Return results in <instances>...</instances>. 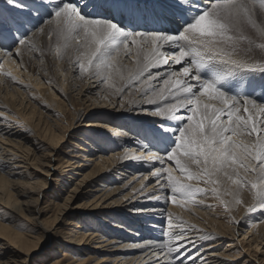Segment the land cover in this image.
<instances>
[{
  "label": "snow or ice",
  "instance_id": "snow-or-ice-1",
  "mask_svg": "<svg viewBox=\"0 0 264 264\" xmlns=\"http://www.w3.org/2000/svg\"><path fill=\"white\" fill-rule=\"evenodd\" d=\"M3 3L0 50L8 55L13 49L16 54L22 48L35 51L37 34L56 37L58 57L75 41L79 72L102 75L101 82L109 87H113V73L121 71L117 59L121 52L125 56L134 53L136 57L137 71L129 77L133 82L145 73L149 81L154 79L148 71L150 67L182 65L178 72L163 78L164 87L157 90L149 86L142 92V97H148L149 92L157 94L156 99L144 102L154 105L151 114L161 118L143 123L136 130L137 151L141 154L131 159L161 164V167L153 164L150 175L156 186L146 198L159 199L156 195L159 190L173 204H195L197 194L207 191L199 186L201 182L213 185L211 191L219 195L217 185L223 174L236 186L227 193L234 195L236 204L242 203L239 191L247 189L252 193L253 204L246 211L264 208V24L255 18L257 6L264 12V0H3ZM245 25L254 30L260 42L245 34ZM81 48L83 52L79 51ZM155 79H162L161 74L156 73ZM125 88H116V94L122 95ZM257 88L261 90L259 97L254 95ZM203 98L217 101L220 106L204 103ZM245 136L256 138L245 143L239 139ZM167 162L174 167H164ZM239 169H243V177ZM147 186L141 183L133 198L136 191L143 193ZM186 227L182 221L170 222L169 228L180 231L170 232L169 239L174 243L165 245L167 253H163V247L160 251L166 258L184 256L195 264L191 253H186L185 241L195 245L186 235ZM151 243L146 242L143 247H151ZM178 264H183V260H178Z\"/></svg>",
  "mask_w": 264,
  "mask_h": 264
},
{
  "label": "bare ground",
  "instance_id": "bare-ground-1",
  "mask_svg": "<svg viewBox=\"0 0 264 264\" xmlns=\"http://www.w3.org/2000/svg\"><path fill=\"white\" fill-rule=\"evenodd\" d=\"M0 2H2L0 8L5 7L3 0H0ZM47 27L48 26L45 25V28ZM46 36L48 35H36L34 40L36 45L35 51L22 48L20 54H16L15 49L12 51L11 55L6 54L4 51L0 52V55L4 52V55H1V61L3 62H1L0 65V88L1 86L4 88L5 94L6 88H9L7 93L10 90L18 92L19 101H23L22 97L24 92L22 86L24 85L20 82V79L24 78L26 83H31L35 86H43L41 81L39 82V78H37V76H39L48 83L47 86H50V81L56 78V73H54L55 70L53 69L55 67L54 62H56L58 64V71H63L61 75L65 79L61 88H59L61 97L63 98L62 103L65 104V106L64 108L57 106V108L61 112V123L65 122L66 126H60L69 130L75 117L77 116L76 120L78 119L80 121L79 118L82 115L76 113V111L72 112V99L74 100L76 97L75 100L80 103L82 102V106H84V101L86 103L91 100L85 96L89 88L84 91L85 85L80 78L79 70H74L72 66L71 68L74 71L70 70V65L73 61L72 52H75V49L78 47L76 42L72 41L70 46L62 50L61 56L58 57L55 53V46L57 44L56 37L53 36L50 41H46ZM168 51L171 52L172 49H168ZM24 54H28L29 57L25 58ZM256 54H258V51ZM13 59L17 60V63H15ZM117 59L121 71L119 74L113 73L114 79L111 83L113 82V85L115 83L116 87L119 85V88H125V85L129 84L131 86L138 84L139 89L132 93L133 97L130 95L132 91L125 93L131 86L125 88L122 94L124 96L117 95L115 92L113 95L119 99V102H116L119 110H121L119 114L114 113V115L101 117L100 115H103V112L95 108L96 110H94V113L97 115L92 118H87L101 119V121L88 122L85 126L88 128L87 131L89 135L86 137H88L90 141L87 142L90 148L92 147L91 142H94L99 146H97L98 148L102 149L103 147H107L109 151H116V153H112V156L110 155L108 158H103L104 154L99 153L100 156L95 157L96 155H94L92 157L95 158L92 160H89V158H87L88 156H85L83 160L84 164L72 162L73 160H70V156L68 155V157L62 150L63 147L61 145L64 142L63 136L59 132L56 133L55 130L52 129V126H46L44 123L41 134H37L34 141H28V138H24L22 126L14 121L6 112H0V183L2 189L8 188L10 190V192L6 194L0 191L1 213H4L9 218L23 220L27 224H30L28 220H32L35 228L38 229L41 225L45 224L49 227V229H45V233L50 240H58V237L67 235V237L65 236V244H63L67 249L61 252L63 260H56L50 264H63V261L64 263H68L67 261H69L68 264H88L92 258L95 259L94 264H154L156 260L159 261V264H177V258H166V256L161 253L160 248L163 247V253H167V247L165 245L174 243V240L169 239V233L180 231L179 228H169V223H179L181 221L187 226L186 235L190 240L195 242V245L192 246L188 245L187 241H185L187 245L186 253H191L192 259L195 260V264H232L239 260L244 254L249 257L248 250L241 247V242L234 243V241H227V245L222 249L226 240H229V236L234 237L233 228L225 226L221 229L216 221L212 222L208 215L206 216V214L196 211L195 208L191 207V211L190 209L189 211L193 215L192 216L189 212V214L186 213V210H183L181 205L173 204L170 200H168L170 204L169 208H166L165 202L167 199L162 191L158 190L156 193V195L160 197L159 199L146 198L147 193L150 192L149 190L153 188V184L148 188L149 190L147 189V191L145 190L143 193L136 191L135 198H133L134 190H139L140 188V186L137 185V180L141 177L139 176L137 178V173L142 169L147 171L150 170L151 172L154 171L153 164H151L154 162H143L145 164L140 165L139 163L141 161L131 159L133 155L141 154L137 151L138 140L134 142L131 138H137L135 134L136 130L141 124L146 122L143 118H139V116H137L136 119L131 118L129 113L136 112L137 115L143 112L151 113L150 111L154 108V105L147 104L144 100L148 98L156 99L157 94L149 92L148 97H142V92L148 89L149 86L157 90L164 87L163 78H167L169 73L178 72L182 65L170 64L154 68L150 67L148 71L152 73L154 79L149 81L147 79V73H145L144 77L133 82L130 81L129 77L133 76L138 68V65L134 62L136 59L134 53L125 56L124 53L121 52L120 57ZM140 61L141 63L144 62L143 56L140 57ZM8 73L15 79L7 75ZM156 73H160L162 79H155ZM72 78H75L76 81H74V79L72 80ZM120 81L121 83L119 84ZM25 87L27 90L31 89L33 95H40V92L38 93L32 85H25ZM90 92L89 90L88 94ZM126 94H129V96ZM45 95L49 96V100H53L50 89H46ZM254 95L259 97L261 95V90L257 88ZM116 97L113 98V101ZM32 100L35 99L32 98ZM132 101H135V103H132ZM202 102H213L212 104L220 106L217 101L208 100L207 98H203ZM157 103H159V100H157ZM93 107L94 106L90 109L84 107L83 112L87 114L89 110H93ZM45 110L47 111L49 108L45 107ZM52 112L53 111H47L46 115L50 117ZM181 112L187 115L183 110H181ZM241 114H243V110ZM70 116L72 117V122H69ZM86 116L91 115L88 114ZM148 119L149 121L154 120L153 117H149ZM257 123L259 127V119ZM172 124L175 126V122H172ZM120 129H125L124 131L126 133L124 131L121 132ZM127 131L132 132L127 134ZM120 135H125V137H120ZM106 136L107 138L109 137L111 142H106L104 139ZM255 138V136H245L239 139L243 140L245 143H250L251 140ZM30 146L33 149H30ZM91 149L94 151L93 148ZM77 150H81V148L78 147ZM120 150H122V152H120ZM35 151L41 154L44 161L48 160L45 162L46 164H43L44 168H41L39 171H36V164L39 158L36 156ZM45 153L47 157L44 156ZM88 153L90 154V152H87V154ZM45 158L47 159L45 160ZM87 162H91L92 164L90 163L87 165ZM127 162L129 165H127ZM170 163L172 162H167L163 166L168 167ZM91 165V170L83 174V176L81 175L82 178L80 181L76 182L70 191L66 192L64 198L58 195H55V197H48L46 193L50 183L56 182L57 191L65 192L63 190L64 183H72V180L74 182L75 179L71 176H80L79 172H84V168H88ZM127 166L131 169L132 167L136 169L135 173L131 174V178L128 179L127 182L124 178L120 181V177H114V173H112L114 169L119 171L120 169L118 168L120 167L121 172L122 169L131 170ZM155 167H161V164L155 162ZM228 171L231 170L229 169ZM239 172L241 177L245 175L243 169H239ZM22 175L24 178H28V181L26 179L24 184L18 182V180H8V177L13 178V176H15L16 178ZM62 175H65V178L71 181H60L58 177L60 178ZM117 176L122 175L118 174ZM222 176L223 174H220L219 179L221 181V187L219 186L220 184L218 187L220 188V193L222 191V197L224 198L223 195L226 196V200L228 204H230L229 207L231 209L236 208L237 210L236 218L233 219L235 225L245 227L244 224L247 221V224H250L248 233H251V235L247 237V240L252 237L250 240L251 244H248V247L254 245L255 248H258L259 244H261L260 242L258 243V240L264 241V234H261V230L264 231V221L261 223L257 221L260 220V216H264V208L256 207L255 210L252 211L251 216L248 215L246 217V214H248L246 208L253 204L252 193L247 189H241L238 198L242 203L236 204L234 202V195L227 194L231 193L236 186L233 188L231 182L224 180ZM134 177L137 178L135 181H133ZM145 177L141 180L144 181ZM131 179L132 183H129ZM29 180L32 181L29 182ZM86 181L88 184L85 186L84 184ZM222 185H225L223 189ZM27 186L30 187V190L19 192L20 188L24 189ZM110 186L112 187L110 188ZM83 196H85V198H91V200L84 204L80 203V207H76V205L75 210L82 209L95 220L101 213V217L96 220L100 222H98L100 224L99 229L88 227L89 230H85L83 228L84 226L82 227L80 223L75 222L79 217L71 213V210L74 209L70 208L69 204ZM20 198H28V201L33 203V205L27 206L25 205L26 203L17 202ZM42 198H46V201L43 203L41 201ZM60 201H62L61 204ZM187 205H189V203H187ZM29 208L33 209L30 210ZM257 212L262 213L255 219V217L252 216ZM29 214L31 215L30 217L27 216ZM244 216L246 217V221H243L245 218ZM240 218H242L241 221L239 220ZM47 220H49V222H47ZM162 225L164 226L162 227ZM68 227H72L73 229L66 234L65 230ZM248 233L246 232L244 235ZM245 237L246 236H244V238ZM37 242L38 241L30 237L28 233L18 235L10 234V236L0 234V264H26L35 254V245ZM146 242H152L151 247H143ZM60 247L61 245L59 248ZM72 251L81 255V258L73 259L72 256L70 259H66L69 255H66L65 252L71 253ZM154 252L155 256L153 255ZM232 253H236L234 254L236 256H232ZM174 254L175 253H173V257H175ZM97 256L103 257L97 258ZM179 259H184V256L179 257ZM248 260H250V257ZM248 260L246 262H248ZM184 261L188 264L192 263L191 260L184 259ZM261 262L264 264V260Z\"/></svg>",
  "mask_w": 264,
  "mask_h": 264
},
{
  "label": "rangeland",
  "instance_id": "rangeland-1",
  "mask_svg": "<svg viewBox=\"0 0 264 264\" xmlns=\"http://www.w3.org/2000/svg\"><path fill=\"white\" fill-rule=\"evenodd\" d=\"M1 3L2 2H0V4ZM255 18L258 21V23L264 24V12H261L259 10L258 6L256 8V16H255ZM244 32H245L246 35H249L253 39H256L257 42H260L259 38L256 36L254 30L250 26L245 25L244 26ZM45 39H46V41H50L52 38L50 39L48 36H46ZM1 51L2 50H0V52ZM79 51L83 52L84 49L81 48V49H79ZM1 55L3 56L4 52L1 53ZM1 55H0V65H1V62H3V61H1L2 60V56ZM256 56L259 57L260 53L258 52V54H256ZM24 57L28 58L29 55L28 54H24ZM72 57H73V61H72L73 65L71 64L70 68L72 66V68H74V70L75 69L78 70V66H77L78 65V61H77L78 52L77 51L72 52ZM13 60H14L15 63H17V60H15V59H13ZM54 65H55V67L53 69L55 70L54 73H56V78L54 80L50 81V86H47L48 83L45 82L44 79H41L39 76H37V78H39V82L41 81L43 86L42 85L35 86L34 84L26 83L24 78L20 79V82L24 85V86H22V90L24 92V95L22 97L23 101H19V98H18L19 93L18 92H15L14 90H12V91L10 90L7 93L9 88H6V94H5V90H3L4 88H2V86H1V88H0V96H1V99H0V112H6L9 116H11L13 118L14 121L18 122V124H20L22 126V130H23L22 133L24 134V138H26V139L28 138V141L29 140L34 141L36 139L37 134H41V132L43 131L42 128H43V124L44 123H45L44 125H46V126H52V129L55 130L56 133L59 132L63 136V141L64 142L61 145L63 147L62 150H63L64 154H66L67 156L68 155L70 156V157L69 156L68 157L70 158V160H73L72 162H79L80 164H84L83 160H84L85 156H88L87 158H89V160H92L95 157L100 156L99 153L100 154H104L103 158H105V157L108 158L112 153L113 154L116 153V151H114V150H110L111 151L110 152L107 149V147H103L102 149H104V150H102L101 148H98L99 146L97 144H95L94 142H91L92 143V145H91L92 147L91 148L94 149V151H93L90 148V145H88L89 143H87V142H90V141H89L88 137H86L87 135H89V133L87 131L88 128L85 127V126H86V123H88V122H94V121H99V120L101 121V119H95V118L91 119L92 117L97 115L96 113H94L95 112L94 110H96L97 108H98V110L100 109L101 112H103V115H100L101 117H107L106 115H112V114L114 115V113L115 114H119V112L121 111V110H119V107H118V104H117L119 102V99H118V97L113 95L116 92L115 89L119 88V85H117V87H116V85L114 83L113 87H109L107 84L101 82L102 78H103L102 75H93V74H90V73L81 74L79 72L80 73V78L83 80V82H84L83 84L85 85L84 91H86V89L89 88L87 90V92L85 93L86 94L85 96L87 98L91 99V100H90V102H86V103L84 101V106H82V102L80 103L77 100H75L76 97L74 96L75 97L74 100L72 99L73 108H71V110H72V112L76 111V113H80L82 115L79 118L80 121L78 119L76 120L77 116L75 117L74 121L71 120L72 117L70 116L69 122H72V121L73 122H72V125H71L70 129L68 130V129H65V128L60 126V125L66 126V124H65V122H62L64 124L61 123V119H62L61 112L57 108V106H59L61 108H64V106H65V104L62 103L63 98L61 97V94H60V91H59V88H61L62 83L64 82L65 79L61 75L63 71H60V72L58 71V64L56 62H54ZM72 68L70 70H72ZM74 70H72V71H74ZM64 73H65V71H64ZM73 79H74V81H76L75 78H72V80ZM113 79L114 78H113V75H112V80L111 81H113ZM120 83H121V81L119 82V84ZM112 84H113V82H112ZM25 85H28V86L32 85L38 91V93L40 92V95H38V96L37 95H33L32 94L33 91L31 89L27 90ZM46 89H50V92L53 95V100H49V96L45 95ZM138 89H139V85L135 84V85L131 86V88L128 89L125 93H128V92L132 91L130 93V95L133 97L132 93L134 91L138 90ZM89 90L91 91L89 93L90 95L88 94ZM16 94H18V95H16ZM126 95L129 96V94H126ZM122 96H124V95H122ZM114 97H116V98L113 101ZM32 98H34L35 100H32ZM82 99H83V97H82ZM27 101H28V103H27ZM68 102H69V100H68ZM73 103H74V105H73ZM209 103L212 104L213 102H209ZM92 106H94L93 110H89L87 114H86V112L85 113L83 112L84 111L83 110L84 107H88V109H90ZM45 107L49 108V110H47V111H53L51 113L52 115H50V117H48L46 115L47 111L45 110ZM88 114H90L91 116H86ZM129 116H131V118H133V119H136L137 116H139V118H143V120L145 122L149 121V119H148L149 117H153L154 118L153 121L159 120V118H160V117L153 116L149 112L148 113L147 112H145V113L143 112L142 114L140 113L139 115H137L136 112H134V113L130 112ZM87 117H91V118H87ZM35 125H36V127H35ZM125 129H120V130L122 132ZM129 132H132V131H127V134ZM135 134H132V135H135ZM120 137H125V135H120ZM135 138L136 137L131 138V139L134 142H137L135 140H138V139L137 138L135 139ZM104 139L106 140V142H111V140H109V137L107 138V136ZM78 147H80L81 150H77ZM30 149H33V148L30 146ZM101 151H103V152H101ZM87 152H90V154L88 153L90 156L87 154ZM120 152H122V150H120ZM35 153H36V156H38V158H39V161L36 164L37 169L36 168L35 169H36V171H39V170H41V168L42 169L44 168L43 164L45 162H47L48 160H46L47 158H45L46 161H44V159L41 157L40 153H38L37 151H35ZM46 155L47 154L45 153L44 156H46ZM94 155H96V156L92 157ZM90 163L91 162H87L86 164L89 165ZM52 164L55 165L54 163H52ZM139 164L141 165V164H145V163L140 162ZM139 164H137V165H139ZM151 164H155V162L151 163ZM127 165H129L128 162H127ZM168 167H174V164L170 163V165H168ZM91 168H92V165L89 166L88 168H84V172H79L80 176H77V175H72L71 176L70 175L72 178L75 179L74 182H73V180L71 181L70 179L65 178V175L60 176V178L58 177V179L60 181H63V180L69 181L70 180L72 183H69V182L64 183L63 190L65 192H58L57 191V183L56 182H52V183L49 184V187H48V190H47L46 194L48 195V197H55V195H58V196H61L62 198H64L66 192L70 191V189L73 187V185L76 182L80 181V179L82 178L83 174H86L89 170H91ZM128 168H130V167H128ZM192 168H193V170H195V166L194 165L192 166ZM118 169L121 170L120 167ZM120 170L117 171V169H114L112 171V173H114V177H120V181L124 178V180H126V182L128 181V179L131 178V174L135 173V171H136L135 167H132L131 170L122 169V172ZM30 171H33V170H30ZM118 174H121L122 176H117ZM137 174H138L136 176L137 178L139 176L141 177L140 179L137 180V185H139L140 187H141V183H144V184L148 185L144 189V191L145 190L147 191V189L152 184L154 186L156 185L155 178H152L151 175H150L151 174L150 170L147 171L145 169H142ZM175 174L176 175H180V173L178 171H176ZM144 175L147 176V177L149 176V177H148L147 180L142 181L141 179L143 177H145ZM136 177H134L135 179L133 178V181H135L137 179ZM224 177L225 176H222V178L224 180L229 181L227 179V177H225L226 179ZM26 179L28 181V178L27 177L24 178L23 175L19 176V177L17 176L16 178H15V176H13V178H9L8 177V180H10V181L18 180V182H22L23 184H24V182H26ZM77 179H78V181H77ZM32 180H35V179H32ZM32 180H29V182H31ZM139 181H140V183H139ZM222 182H223V180H222ZM129 183H132V179H131V182H129ZM87 184H88V182L86 181L84 185L86 186ZM209 185H205V184H203L201 182L199 186L201 188L207 189V191L197 194V202L195 204H190L189 203L190 206L187 205V204H184L182 206L183 210H186V213L189 212L190 215H192L191 212H190L191 211V207L195 208L196 211H199V212H201L203 214H206V216L208 215L211 218L212 222L216 221L217 225H219V227L221 229L224 228L225 226H228V227L234 229V233H233L234 237L229 236L230 237L229 240H226V243L223 245L222 249H224L225 245H227V241L228 242L229 241H234V243L241 242V244H242L241 247L242 248L244 247V249L248 250V254H249L250 260H248L249 257L245 256V254H244V255L241 256V258L239 260H237L236 262H234L232 264H242V263L243 264H263L261 261L264 260V241L262 242V241H260V239L258 240V243L259 242L261 243V244H259L258 248H255L254 245H252L251 247H248L249 246L248 244H251L250 240H251L252 237H250V239L247 240V237H249L251 235V233H248V229H249L248 227L250 226V224H247L246 217L248 215L251 216L252 212H248V214H246V217L244 216L245 218L243 219V221L244 220L246 221V223L244 225H245V227L248 225L246 228L245 227L236 226L235 222L233 220L234 218H236V213H237L236 208L235 209H231L229 207L230 204H228V201L226 200V196L223 195L224 198L222 197V191H221V193H219V195H217V193H214V192L211 191L213 185H210V186ZM219 186L221 187V183H220ZM224 186L225 185H222V189H223ZM111 187L112 186H110V188ZM217 187H218V185H217ZM232 187L234 188L235 185H232ZM26 190H30V187L27 186L24 189L20 188L19 192L21 193V192L26 191ZM32 190H34V189H32ZM151 190L152 189H150L149 191H151ZM0 191L2 193H4V194L10 192V190L8 188L2 189L1 188V183H0ZM48 197H47V199H48ZM166 199H167V197H166ZM90 200H91V198H85V196H83V197H80V198L76 199L75 201H73V202H71L69 204V207L74 209V210H71V213L74 214V215H78V217H79L78 220H75V222L80 223L82 227L84 226L83 228L85 230H89L88 227H91L93 229H99L100 228V224H99L100 222L98 221L99 222L98 223L96 220H97V218L101 217V213L98 215L99 217H96V220H95V219H93V217H91L90 215L86 214V211H83L82 209L75 210V206L76 205H77L76 207H80L79 206L80 203L84 204V203L89 202ZM41 201H42V203L45 202L46 198H42ZM222 201H223V203H222ZM17 202L24 203V204L26 203L25 205H27V206L28 205H33V203H30L28 201V198H20V199L17 200ZM61 202L62 201H60V204H61ZM27 203H29V204H27ZM225 203L227 204V208L225 207ZM165 204H166V208H169L170 204H169L168 200H166ZM185 206H186V208H185ZM29 209L32 210L31 208H29ZM189 209H190V211H189ZM260 213H262V212H257L254 215L252 214L253 215L252 217H255V219H256L258 216H260ZM27 216L30 217L31 215L29 214ZM260 217H261L260 220L257 221L258 223H261L262 221H264V216H260ZM242 218H240L239 220L241 221ZM28 222L30 224H27L25 221L20 220V219L9 218L4 213H1V211H0V228H3V229H0V234L5 235V236H10V234L18 235V234H22V233H28V234H30V237L35 238L38 241L37 244L35 245L36 246L35 254L31 258V260H29L26 264H50V263L55 262L56 260H58V261L63 260V257L61 256V252L65 251L67 249L63 245V244H65V240H66L67 235H62V237H58V240H50L49 237L45 233V229L47 230V229H49V227H47L44 224V225H41L40 228L38 229V228H35L32 220H28ZM47 222H49V220H47ZM163 226L164 225H162V227ZM68 228H70V229H68ZM68 228L65 230L66 234L69 233V231H71L73 229L72 227H68ZM246 232L248 234L244 235ZM261 234H264V231L261 230ZM244 236H246V237L244 238ZM63 238H65V239H63ZM60 245H61V247L59 248ZM74 250H75V248H74ZM72 252L71 253L65 252L66 255L67 254L69 255V256H67L66 259H70L72 256H73V259L74 258L77 259V258H79L81 256V255H78L75 251H72ZM234 254H236V253H232L231 255L232 256H236ZM99 257H103V256H97V258H99ZM178 259H179V257L177 258V262H176L177 264H178ZM179 260H183V264H188V263H186L184 261V259H179ZM247 260H248V262H246ZM67 262L69 263V261H67ZM68 263H64V261H63V264H68ZM94 263H95V259L92 258L91 261L88 264H94ZM189 264H192V263H189Z\"/></svg>",
  "mask_w": 264,
  "mask_h": 264
}]
</instances>
